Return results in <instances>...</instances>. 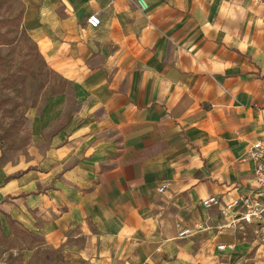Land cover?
<instances>
[{
    "label": "crops",
    "instance_id": "0c3cea01",
    "mask_svg": "<svg viewBox=\"0 0 264 264\" xmlns=\"http://www.w3.org/2000/svg\"><path fill=\"white\" fill-rule=\"evenodd\" d=\"M143 2L41 1L45 24L29 28L84 112L34 152L37 167L0 182V230H33L70 264H217L215 244L241 236L218 230L217 208L200 200H228L252 178L244 156L264 136V3ZM239 243L224 254L235 264Z\"/></svg>",
    "mask_w": 264,
    "mask_h": 264
},
{
    "label": "rangeland",
    "instance_id": "374dc122",
    "mask_svg": "<svg viewBox=\"0 0 264 264\" xmlns=\"http://www.w3.org/2000/svg\"><path fill=\"white\" fill-rule=\"evenodd\" d=\"M41 1L0 0V169L10 172L0 182L27 164L37 167L34 152L52 148L55 133L74 128L70 120L84 112V97L46 63L29 28L33 20L45 24ZM11 226L0 230V264H70L65 252L45 244L35 231ZM243 230L235 260L264 264V243L251 228Z\"/></svg>",
    "mask_w": 264,
    "mask_h": 264
},
{
    "label": "built area",
    "instance_id": "2783aa9c",
    "mask_svg": "<svg viewBox=\"0 0 264 264\" xmlns=\"http://www.w3.org/2000/svg\"><path fill=\"white\" fill-rule=\"evenodd\" d=\"M264 3V0H258ZM138 4L144 8L143 0H137ZM86 23L90 27H97L100 24V17L96 13L86 17ZM244 159L251 162L252 178L249 186L239 195L228 200L218 195H207L201 198V206L209 210L217 208L219 217L223 222L218 225V230L245 235V228H251L256 240L264 243V136L250 143ZM165 185H161L158 190L162 191ZM198 226L179 227L177 237L183 238L191 235ZM239 240L215 244L218 253L217 264H235L224 254L235 252Z\"/></svg>",
    "mask_w": 264,
    "mask_h": 264
}]
</instances>
